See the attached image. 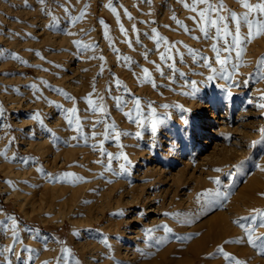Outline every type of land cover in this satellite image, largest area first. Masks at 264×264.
Masks as SVG:
<instances>
[{
  "label": "rangeland",
  "instance_id": "1",
  "mask_svg": "<svg viewBox=\"0 0 264 264\" xmlns=\"http://www.w3.org/2000/svg\"><path fill=\"white\" fill-rule=\"evenodd\" d=\"M186 2L191 5L192 0ZM210 2L218 5L220 0ZM249 2L255 5L261 0ZM223 3L225 16L229 10L240 16L246 12L237 0ZM109 4L116 7L120 23ZM27 5L25 0H0V50L5 54L0 58V105L5 110L0 119V152L7 150L8 156V160L0 156V208L4 211L0 221L12 215L20 222L22 242L15 247L16 256L27 260L28 254L22 252L27 247L38 253L31 264H64L63 250L67 248L81 264H227L222 257L211 258L223 247L247 264H264V258L246 243H226L245 236L234 221L252 217L254 210L264 211V79L257 69L258 61L264 58V36L245 44L242 58L233 52L222 74L220 65L214 63L212 45L216 40L203 39L190 18L197 13L186 10L178 0H151L150 4L145 0H46L45 5L27 0ZM58 5L67 7L71 16H79L85 5L89 7L83 20L73 25ZM204 8L199 5L198 11ZM42 9L59 18L58 28L48 27L52 19ZM173 15L194 31L185 33L173 21ZM101 20L109 26L111 45L104 37ZM121 23L127 37L120 30ZM153 28L184 53L185 63L177 56L176 66L186 77H177L175 83L161 78L149 62L160 64L165 75L169 74L157 45L148 38ZM247 31L242 27V36ZM74 41L98 48H78ZM185 45L210 58L217 71L213 73L194 61ZM218 46L222 47V42ZM165 47L161 46L160 52ZM11 53L18 54L27 65L11 59ZM224 56L227 53H222ZM121 57L135 61L131 71ZM232 63L246 66L233 69ZM141 68L152 74L156 89L139 84ZM209 76L214 78L209 80ZM117 78L143 101L139 117L143 123L139 127L117 108L114 97H124V89L116 86ZM191 82H195L194 88ZM32 84L40 91L34 92L29 87ZM56 89L74 97L76 103L67 101ZM89 95L98 108L105 109L104 113L92 114L86 103ZM49 101L64 109H78L87 144L82 138L72 139L81 134L69 129L64 112ZM134 107L128 103L123 111L132 112ZM37 113L58 139L32 119ZM105 118L107 124L93 126ZM155 120L160 123L153 133ZM112 121L120 131L130 134L121 137L122 148L114 139H104L105 128ZM93 144H103L113 156L125 153L130 165L123 159H113L112 171H107L109 161L99 147H91ZM220 150V155L226 156L219 158H229L223 164H213L219 160L215 158ZM18 158H28L29 163L23 164ZM102 159L103 164L97 163ZM121 164L128 168L127 174H114L121 171ZM40 168L48 175H42ZM64 173L73 176L64 178ZM178 176L180 183L174 180ZM75 177L86 182L73 185L70 181ZM218 191L227 193L229 199L216 197ZM121 212L123 215H118ZM164 225L172 229L171 234L163 231ZM148 229L155 231L149 234ZM257 235L264 237V227L258 228ZM11 237V232L7 237L0 235V248L11 247ZM104 238L111 250L100 242ZM67 264H74L72 257Z\"/></svg>",
  "mask_w": 264,
  "mask_h": 264
},
{
  "label": "snow or ice",
  "instance_id": "2",
  "mask_svg": "<svg viewBox=\"0 0 264 264\" xmlns=\"http://www.w3.org/2000/svg\"><path fill=\"white\" fill-rule=\"evenodd\" d=\"M41 5L46 4V0H39ZM70 2V0H68ZM147 3H151V0H145ZM179 3L183 5V7L186 10H189L191 12L197 13V16L199 19H197V16L190 17L194 24H196L198 30L202 33L203 39L205 41H211L213 39L216 40L217 43L212 45V51L215 53V58H214V63L220 65V71L221 73H225L227 71V65L231 62V57L233 52L236 53L237 58H242V56L246 53V49L244 48V45L247 43H250L252 40L259 38L260 36H264V0H261V2L253 5L249 2V0H237L238 3H240L244 9H246V12L244 15L240 16L234 11H230L228 13V16L223 15V11L225 10L226 6L223 3V0H220L219 4H213L210 2V0H192L191 5H189L186 0H178ZM25 4L27 5V0H25ZM199 5H205L204 10L198 11V6ZM58 7H63L65 13L68 14V17L70 18V22L75 25L77 22L83 20L84 16L87 13V9L89 5H85L84 10L80 13L79 16H71V13L69 12V9L67 7H64L63 5H58ZM110 11L116 16L117 22L120 23V16L117 12L116 7H113L111 4L108 5ZM44 11V14L46 16H50L52 19V23L48 25V27L51 28H58L59 27V18L54 16L49 10L47 9H42ZM125 15L128 17L129 20H132L133 17L131 16L130 13L127 12L125 9ZM216 18H213V17ZM173 21L177 24L178 27L184 29L185 33L190 34L194 29H188L187 25L183 24L182 21L177 19L175 15L172 17ZM19 22V21H17ZM101 25L104 27V37L105 39L109 40L110 45L112 44V41L109 37L108 33V25L101 20L100 21ZM234 25V27H233ZM167 27V26H166ZM242 27L247 28V35L242 36L241 29ZM120 30L124 34L125 37H127L128 33L127 30L124 29L123 24L121 23L120 25ZM214 30V32H213ZM65 34L72 35L70 31H66ZM30 35V34H29ZM146 36H148L147 33H145ZM150 40H153L154 43L157 45L156 51L159 52L160 54V60L164 67H167L169 70V74L165 75L164 68L161 67L160 64H155L153 61H149L154 64L157 72H159L161 78L167 79L172 83L176 82L177 77H186V74L183 72H180L179 68L176 66V57H179L180 62L183 64L185 63L184 60V53L179 52V49L176 47L175 44H172L167 40L166 37H163L160 35V33L153 28L152 29V35L148 36ZM194 39L200 40V37H193ZM222 42V47L218 46ZM75 45L78 48H85L88 49L90 48L92 51H95L96 48H98V45H84L82 44L81 41H74ZM136 43H140L139 40V33H137V40ZM129 47L132 46V42L129 40L128 41ZM143 47V45H141ZM161 46H166L164 48L163 52H160ZM187 48V46H184ZM114 52L119 54V50L116 49L113 46ZM175 50V55L173 54ZM188 55L196 62L201 63L202 66H207L211 72L215 73L217 69L212 66L213 61L202 55V53H198L196 50L187 48ZM222 53H227V56H224L222 58ZM38 57L43 59L40 53H36ZM5 54L3 50H0V58H4ZM199 57V59H197ZM10 58L19 61L21 64L27 65V61L22 60V58L16 54V53H11ZM144 58L147 61L148 60V51L145 50L144 52ZM101 60H104V57H100ZM121 60L125 65H128L129 68L128 70L131 71V64L135 63V61H132L130 57H121ZM241 66H246V65H237L235 63H232V68L236 69ZM257 69L259 71V76L261 79H264V58H261L258 63H257ZM44 71H47V69H44ZM141 71L143 73L142 77H137V80L141 86L148 84L154 89H156L158 86L156 84V81L152 74L149 72L147 68H141ZM213 76H209L208 79L211 80L213 79ZM41 83H45L42 81ZM193 85V88L195 87V82H191ZM116 86L117 88H123L124 89V97H131V99H126L124 97H114V100L116 102L117 108L122 111V114L125 115V117L129 120V122H135L137 127H139L143 122L139 119L142 111H143V101L139 98L136 97L133 93H131L126 85H121L119 82V79H116ZM34 92H39L40 89L37 88L35 84H32L29 86ZM48 87H51L48 85ZM7 91V89L5 90ZM13 91H19L18 89H14ZM58 93L64 96V98L72 103H76L75 98L69 95L66 92H63L61 89H56ZM86 103L90 106L92 110V114L95 115L97 112L104 113L105 109L103 107L98 108L91 98V95L86 99ZM128 103H132L135 107L132 112H125L123 111V108L127 107ZM50 105H53L54 107L61 109L64 112L63 118L66 120L67 125L70 130L76 131L80 133L81 135L79 137H73L72 139H80L82 138L84 140V143H88V137L83 135L82 131V123L80 120V117L78 115V109L76 107L72 108L71 110L69 109H64L62 105H55L53 102L49 101ZM148 107H151V105H147ZM164 107H168L165 105ZM264 107V105H262ZM183 111V109H181ZM153 113H155L156 109L152 108ZM5 110L2 105H0V119L4 117ZM32 119L36 120L40 127L50 133L53 137L54 140L58 139L56 137L55 133L52 132L51 129L47 128V126L44 123V120L41 118V115L39 113L35 114L32 116ZM108 121L107 119H102L100 121L94 122V127L95 124H107ZM160 123V121L155 120L152 122L151 125V131L153 133L157 132V125ZM3 127H10L9 125H3ZM130 135L127 132L120 131L118 129V126L115 124L114 121L111 122L110 127L105 128L104 132V139L109 140V139H114L116 141V144L118 147H123L122 144L119 143L121 137L123 136H128ZM135 135L137 137H140L141 133L136 132ZM95 136H93V139ZM11 143V142H10ZM93 149H96L99 147V150L101 152V155L103 157H106L107 160L109 161V164L106 165V170L111 172V164L110 162L113 159H123L125 161V164L130 165V160L128 156L121 152L119 156H113L112 153L106 152V150L103 147V144L101 145H91ZM0 156H3L5 160H8L7 156V150L4 152H0ZM17 159V158H14ZM19 162L23 164H28V158H18ZM35 163V161H33ZM97 163L103 164L104 161L103 159L100 161H97ZM125 164H121L120 168L121 171L119 173H114L116 175H123L127 174L128 168L125 166ZM39 172H41L42 175H48L44 172L43 168L38 169ZM217 171H220L217 169ZM64 178L73 176L71 173H64L63 174ZM51 179V177L49 176ZM75 185L76 183L79 182H86L83 180L82 177H75L73 180L70 181ZM111 182V181H108ZM10 186L14 187L11 181H7ZM214 183L217 185L221 184L220 180H215ZM204 195L210 196L212 193H205ZM215 196L218 198H222V201H227L229 199V195L227 193L223 192H216ZM87 203V202H86ZM0 215H4V211L2 208H0ZM118 215H123V213H119ZM169 215V214H165ZM179 215V214H177ZM175 219V217H173ZM234 223L240 227L244 233L245 236L239 240H228L226 241L227 244L233 245V244H247L250 246L253 250L257 251L258 254L264 258V237L258 236L257 235V230L259 227H264V211L261 210H254V215L252 217H244L241 218V220L234 221ZM163 231L166 233L171 234L172 229L169 228L167 225L162 226ZM26 229V226H25ZM21 231V225L20 222L17 220L15 216L8 215L6 216V220L0 221V235H4L5 237L8 236V233H12V240L13 244L11 247H3L0 248V264H13V259L15 258L16 264H31L33 261L34 257H38V253L35 252L34 249H30L25 247L22 249V252H26L28 254L27 260H21L19 257L16 256L15 253V247L17 244L21 243L22 240L20 238V233ZM37 231V237H39V232ZM149 234L154 232V229H148L147 230ZM74 235H79V233H75ZM45 241L47 238H44ZM105 245V247L109 250H111V245L108 243L107 238H104L100 241ZM164 241L162 240L161 243ZM45 250H47V244L45 243ZM64 255L62 257L64 264H67L69 257H72L74 264H81V262L75 258L73 255L71 249L65 248L63 250ZM222 257L225 261H227V264H247L246 261H241L234 255L228 253L225 251L223 247H220L217 249V252L213 254L211 258H218ZM115 259V257H112ZM118 264V262H117Z\"/></svg>",
  "mask_w": 264,
  "mask_h": 264
},
{
  "label": "bare ground",
  "instance_id": "3",
  "mask_svg": "<svg viewBox=\"0 0 264 264\" xmlns=\"http://www.w3.org/2000/svg\"><path fill=\"white\" fill-rule=\"evenodd\" d=\"M10 9H11V8H10ZM10 9H9V10H10ZM13 9H14V8H13ZM18 10H19V9H18ZM20 10H21V9H20ZM7 11H8V10H7ZM12 11H15V12H16V10H12ZM24 11H25V10H24ZM24 11H23V12H24ZM20 12H21V11H19V13H20ZM23 12H22V13H23ZM25 12H26V11H25ZM25 12H24V13H25ZM13 13H14V12H13ZM24 13H23V15H24ZM28 13H30V12H28ZM18 15L20 16V14H18ZM19 16H18V17H19ZM24 16H25V15H24ZM26 16H27V15H26ZM13 18H14V17H13ZM21 18H22V16H21ZM23 18H24V17H23ZM12 21H13V20H12ZM12 21H11V22H12ZM11 22H10V24H13V23H11ZM15 22H16V21H15ZM19 23H20V22H19ZM19 23H18V25H19ZM16 24H17V23H16ZM10 26L13 27V25H10ZM15 27H16V26H15ZM8 28H9V27H8ZM10 28H11V27H10ZM16 28H18V26H17ZM6 32H9V31H6ZM4 33H5V32H4ZM10 33H11V32H10ZM1 86H2V85H1ZM220 102H221V101H220ZM223 102H224V101H223ZM223 102H222V103H223ZM224 103H225V102H224ZM240 105H241V103H240ZM257 111H258V110H257ZM254 113H255V111H254ZM206 131H207V130H206ZM235 131H236V130H235ZM241 132H242V131H241ZM245 133H246V132H245ZM247 135H248V134H247ZM253 135H254V134H253ZM247 137H249V136H247ZM43 140L45 141V138H44ZM42 142H43V141H42ZM259 142H260V141H259ZM42 149H43V148H42ZM45 149H46V148H45ZM221 150H222V149H221ZM221 150L218 151L219 153L217 152V153H218L217 156H216V153H215L216 158H215V156H213L215 159H218V158L221 157L222 155H225V154L220 155ZM232 150H233V149H232ZM232 150H231V151H232ZM235 150H236V149H235ZM227 151H228V149H227ZM233 151H234V150H233ZM236 151H237V150H236ZM223 152H224V151H223ZM225 152H226V151H225ZM228 153H230V150L228 151ZM233 153H234V152H233ZM180 154H181V153H180ZM180 154H179V155H180ZM231 154H232V153H231ZM228 155H229V154H228ZM234 155H235V154H234ZM225 156H226V155H225ZM213 157H211V158H213ZM232 157H233V155H232ZM232 157H231V158H232ZM226 158H229V157H226ZM226 158H225V157L219 158V160H215V161H217V162L213 161V164H215V163H216V164H219V163H220V164H221V163L223 164V163H225ZM211 160H212V159H211ZM208 161H209V160H208ZM228 161H229V160H228ZM209 162H210V161H209ZM229 162H230V161H229ZM208 164H209V163H208ZM211 164H212V163H211ZM211 164H210V165H211ZM213 164H212V165H213ZM212 165H211V166H212ZM212 167H213V166H212ZM215 167H216V166H215ZM2 172H5V171H2ZM181 172H182V171H181ZM184 172H185V171H184ZM184 172H182L183 175H184ZM176 175H177V174H176ZM187 175H188V174H187ZM180 176H181V175H180ZM180 176H178V178H176V179H174V180H175V181H178V182L180 183V180H181V178H179ZM176 177H177V176H176ZM174 178H175V177H174ZM183 178H186V176H185V177H182V179H183ZM187 178H189V177H187ZM177 179H178V180H177ZM185 181H187V179H186ZM183 182H184V181H183ZM176 183H177V182H176ZM181 183H182V182H181ZM20 184H21V183H20ZM184 184H185V183H184ZM19 197H20V196H19Z\"/></svg>",
  "mask_w": 264,
  "mask_h": 264
}]
</instances>
